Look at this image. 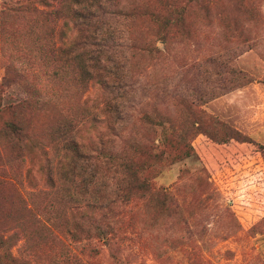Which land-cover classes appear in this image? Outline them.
Segmentation results:
<instances>
[{
	"label": "rangeland",
	"instance_id": "rangeland-1",
	"mask_svg": "<svg viewBox=\"0 0 264 264\" xmlns=\"http://www.w3.org/2000/svg\"><path fill=\"white\" fill-rule=\"evenodd\" d=\"M126 1L130 8L139 5L130 25L136 47L127 53L134 70L130 141L115 144L158 139L163 127L143 117L161 118L172 124L174 138L198 146L203 140L212 173L197 155L161 167L154 182L170 194L167 208L147 198L133 201L122 207L115 235L86 238L82 232L77 240L68 234L76 218L65 187L57 180L50 186L38 173L30 183L24 151L14 137L0 136V264H117L116 257L128 264H264V153L234 143L217 146L190 131L194 121L214 133L226 123L264 144V0ZM166 2L185 13L164 43L141 12ZM55 3L0 0V108L30 100L23 125L40 143L54 139L57 125L70 120L87 134L98 110L99 91L71 88L60 76L66 68L55 55L61 20L48 12ZM146 45L160 52L148 53ZM230 69L252 81L226 90L238 83ZM29 82L42 89L40 97L31 99ZM15 110L0 112V128L16 119ZM50 157L55 169L57 152Z\"/></svg>",
	"mask_w": 264,
	"mask_h": 264
},
{
	"label": "trees",
	"instance_id": "trees-1",
	"mask_svg": "<svg viewBox=\"0 0 264 264\" xmlns=\"http://www.w3.org/2000/svg\"><path fill=\"white\" fill-rule=\"evenodd\" d=\"M123 1L55 0V5H49L52 6L49 14L54 13L61 20L57 28L59 44L55 55L65 61L66 68L60 76L70 82L71 88L99 91L95 99L98 110L90 119L87 134L81 135L82 126L70 120L57 125L58 135L54 139L40 143L25 131L23 125L22 113L30 106V100L0 108L1 113L14 108L18 114L15 120L4 121L0 136L14 137L19 149L24 151L23 162L28 165L24 173L28 181L35 184V173H38L50 186H54L57 180L68 192L73 203L72 216L76 218L68 234L77 240L82 238V232H86V238L95 232L96 237L115 235L118 230L115 223L119 221L122 207L133 201L147 198L158 208H167L170 194L156 188L154 182L161 167L197 155L202 158L203 169L210 175L212 173L203 160L200 146L203 140L198 146L195 140L174 138L177 134L173 133L172 124L167 125L161 118L143 117L147 123L163 127L158 139L134 140L127 147L116 146V140L125 144L130 141L126 138V121L132 103L129 82L134 70L128 65L127 53L136 47L130 35V25L139 12V5L130 8L129 3ZM184 13L185 8L166 2L161 9L142 11L141 15L153 23L157 38L167 43ZM143 49L148 53L160 52L159 48L149 45ZM230 73L233 75L231 81L237 80L238 83L227 86L226 90L252 81L242 70L230 69ZM26 90L31 99L40 97L43 92L33 82L27 84ZM204 93L201 95L202 100L205 98L203 104L208 101ZM217 125L221 129L214 133L194 121L190 131L196 138L207 136L217 146L246 145L264 153L263 143L226 123ZM51 150L58 155L55 169ZM116 263L128 264L119 257H116Z\"/></svg>",
	"mask_w": 264,
	"mask_h": 264
}]
</instances>
